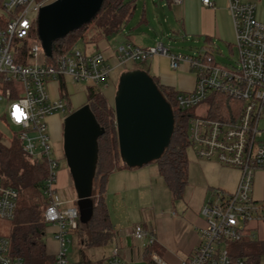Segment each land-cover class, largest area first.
I'll return each instance as SVG.
<instances>
[{
	"label": "built area",
	"instance_id": "built-area-1",
	"mask_svg": "<svg viewBox=\"0 0 264 264\" xmlns=\"http://www.w3.org/2000/svg\"><path fill=\"white\" fill-rule=\"evenodd\" d=\"M55 0H0L6 18H0V126L12 127L23 154L43 163L46 176L43 192L47 197L42 216L46 225L54 227L52 237L57 243L52 264H67L64 245L68 234L79 228L76 207H63L65 199L56 188L58 160L50 145L47 119L53 114L69 113L65 100L52 98L49 83H57L66 92V83L87 86L107 84L108 74L127 61H145L152 56L168 58L169 67L177 69L185 63L194 74V85L189 90H178L176 107L187 120V143L198 159L214 160L239 171L236 188L232 192L211 190L200 213L203 226L198 229L199 242L192 253L180 264H249L233 257L230 244L244 238L253 239V223L264 217V204L252 197L256 171H264V142L258 118L264 101V22L256 18V4L252 1L227 0V11L234 29L236 59L220 65L211 52L204 50L193 55H175L161 42L153 46L137 47L130 42L120 44L109 63L100 51L91 53L75 45L52 58L46 56L36 33L37 14L43 6ZM175 3L181 0H172ZM213 6L212 0H201ZM35 29V31H34ZM25 50L23 61H18L20 48ZM42 56L44 61H38ZM33 58L30 63L28 60ZM62 83L63 89L60 84ZM101 89V88H100ZM214 93L223 94L241 103L233 123L198 115L195 110ZM15 107L27 115L17 122ZM18 191L6 185L0 176V219L14 217ZM138 241L137 252L142 256L145 246L155 244L153 233L142 226L131 232ZM146 242V243H145ZM145 243V245H143ZM118 249L103 259L102 264H127L117 254ZM153 264H167L155 253ZM0 264H22V259L10 253L9 239L0 235Z\"/></svg>",
	"mask_w": 264,
	"mask_h": 264
},
{
	"label": "rangeland",
	"instance_id": "rangeland-1",
	"mask_svg": "<svg viewBox=\"0 0 264 264\" xmlns=\"http://www.w3.org/2000/svg\"><path fill=\"white\" fill-rule=\"evenodd\" d=\"M161 3L162 0H134L135 8L132 18L126 24L124 23L120 30L106 36L109 43L112 46H115L117 41L122 44L126 43L123 34L124 27L127 24L128 26L135 25L144 17L148 21V26L143 25L142 32L132 34V40L136 45L145 46L153 43L155 39H158L159 42L167 46L170 52L175 55H193L197 53L196 49H199V52H203L204 49L200 48L202 44L201 40L188 38L182 34H165L172 15L168 13L169 11L166 7H161ZM166 17H168V23L163 21ZM0 18H6V13L2 9H0ZM231 30L232 34L230 33V37L234 39L233 27ZM94 32L93 25L87 26L84 30L85 37L83 39L79 38L75 46L89 52L93 48L92 41H89V39ZM220 49V54L214 53L213 55L215 62L220 65H225L236 59L237 52L235 48L227 50V48L220 46ZM147 60L127 61L109 72L106 82L114 84V89L107 98L109 105L113 106V96L120 72L130 69L146 71ZM28 61L32 63L34 59L30 58ZM38 61L43 62V57L39 56ZM180 65H183V63ZM52 83H49L50 96L57 98L60 97V93L63 95V90L60 91L58 89L57 83H53L55 86ZM85 86L84 83H70L69 79H67L65 93L67 92L69 94V100H71L72 105L73 100L75 102V100L85 99ZM54 87L55 91L53 89ZM100 88L104 95L105 87L101 85ZM53 93L54 95H52ZM3 106L4 102L1 101L0 112ZM208 107L209 102L205 101L195 110V113L204 115ZM58 115L61 122L65 115ZM13 130L12 127L5 128L0 126V137L5 142H8V139L12 138ZM259 140L264 142V132L262 133V137H259ZM50 145L53 150V155L58 160L57 171L66 169L61 139L58 141L51 139ZM186 156L188 161L187 185L184 187L180 198L173 199V196L161 178L158 177L154 163H148L141 169H136L133 172L140 174V177L137 180L138 183L136 184L135 191L130 192L131 194L129 193V197L125 198L124 202L114 204V202L109 201L108 203L107 211L113 227L112 238L101 246H86L84 241H82L85 239L86 231L85 227L81 225L77 231L68 234L69 242H66L64 245L67 264H98L114 248L118 249V256L128 264H142L140 255H135L138 241L131 234L136 225L145 226L147 230L154 233L153 235L163 250V258L169 264H180V261L184 259V253L181 252V248L183 246L197 245L200 238L196 232V228L189 224L187 220H183L182 216L187 217L186 213L197 212L202 201H206L213 188H217L219 185L231 188L239 178L238 171L231 167L221 165L214 160L198 159L189 146L186 148ZM72 190L73 188L61 189L58 191V194H61L64 199H69L72 197ZM17 204H19V200ZM69 204L65 205V207L70 206ZM184 208H187V212L182 214ZM252 226L255 228L253 229V239L261 238L263 230L260 226V221L253 223ZM10 228V220L0 219V235L6 237ZM124 235L126 238H124L123 242L118 243V239ZM246 239L244 238L243 240ZM258 264H264V253L260 254Z\"/></svg>",
	"mask_w": 264,
	"mask_h": 264
},
{
	"label": "trees",
	"instance_id": "trees-1",
	"mask_svg": "<svg viewBox=\"0 0 264 264\" xmlns=\"http://www.w3.org/2000/svg\"><path fill=\"white\" fill-rule=\"evenodd\" d=\"M134 8V0H103L99 11L89 23L53 42L52 58L70 49L79 38L83 39L84 30L89 25H93L95 31L90 39L106 37L120 30L123 24L132 18ZM24 53L25 50L21 47L18 61H23ZM152 79L171 106L174 123L168 146L158 159L150 163L156 165L158 175L171 192L173 199H177L181 197L187 184V120L176 107L175 97L178 90L161 85L154 77ZM60 87L63 89L62 83ZM84 92L85 103L89 105L96 121L104 129L98 138V159L92 190L93 214L90 221L83 225L86 233L82 241L86 246L92 247L106 244L113 236L112 223L103 198L106 179L111 172L128 167L121 163L118 153L113 106L109 105L99 86L86 85ZM62 97L68 111H72L67 95L63 94ZM208 102L207 116L228 123L235 121L241 107L240 102L219 93H214ZM8 140L5 142L0 137V176L6 185L18 191L19 200L6 236L10 243V253L20 257L22 264H52L54 255H48L45 250L46 224L42 216L47 205V197L43 192L45 167L43 163L23 154L14 134ZM260 226L263 230L261 238L230 244L233 257L243 258L249 264H258L260 254L264 253V217L260 220ZM155 249L154 244L144 247L142 258L145 264H153L151 254ZM102 262L103 260L98 264Z\"/></svg>",
	"mask_w": 264,
	"mask_h": 264
},
{
	"label": "water",
	"instance_id": "water-1",
	"mask_svg": "<svg viewBox=\"0 0 264 264\" xmlns=\"http://www.w3.org/2000/svg\"><path fill=\"white\" fill-rule=\"evenodd\" d=\"M102 1L55 0L40 8L36 33L45 55L51 56L56 39L89 23ZM113 110L121 163L138 168L158 159L169 144L174 120L171 106L146 71L133 69L119 75ZM103 132L87 103L61 120L62 151L81 225H86L93 214V179L98 138Z\"/></svg>",
	"mask_w": 264,
	"mask_h": 264
},
{
	"label": "crops",
	"instance_id": "crops-1",
	"mask_svg": "<svg viewBox=\"0 0 264 264\" xmlns=\"http://www.w3.org/2000/svg\"><path fill=\"white\" fill-rule=\"evenodd\" d=\"M212 1H213V6L208 7V6H204L201 3V0H181V2L178 3H175L172 0H162L161 7H166L169 11L168 13L172 15V19L170 23H168L169 21L168 17H166V19H163L165 23L166 22L168 23L165 34L166 35H171L172 33L182 34L183 36H187L188 38L201 40L202 44L200 48H203L204 50L211 52L212 56L214 55V53L217 54L221 53L220 46L227 48V50H232L233 48H235L234 39L230 37V33L232 34L231 29L233 27V24L229 16V13L227 11V0H212ZM242 1L254 2L256 4V12H255L256 18L264 22V0H242ZM143 25L148 26V21L144 17H142L140 19V22L135 25L128 26L127 24L126 27H124L125 29L123 30L125 41L130 42L134 46L141 48L153 46L156 42H158V39H155L153 43L147 44L145 46L144 45L139 46L133 42L132 34L135 32H142ZM89 41H92L93 48L90 49L89 52H87L86 50L85 52L91 53L95 51H100L103 53V55L106 57L109 63L112 64L114 63V54L116 52L117 46L122 44L121 42L119 43V41H117L116 45L112 46L109 43L107 37H99V38L94 37L92 39H89ZM198 50L196 49L197 52ZM232 62L233 61L225 65H229ZM125 71L128 70H122L120 74ZM146 72L150 76L156 78L161 85L171 87L174 90H189L193 87L195 81L193 72H191L188 69L185 63H183V65H180L179 68L177 69H171L169 67L168 58L162 55H155L147 60ZM53 89L55 91V87ZM113 89H114L113 83L110 82L106 84L104 90L105 92L104 95L106 96V99L109 97V95H111ZM52 95H54V93ZM72 103L73 105L71 104V100H70L72 109H75L78 106L85 103V99L84 100L80 99L78 101L75 100V102L73 100ZM47 120H48L50 139H52L53 141L60 140L59 137L61 134V122L59 115L53 114L49 116ZM257 125L259 130L261 131V137H262V133L264 132V101L261 103L260 106V113H259ZM142 167L117 169L108 175L105 182L104 193H103V198L106 208H108L109 201L114 202V204L119 202H124L125 198L129 197V195L133 191H135L136 184L138 183L137 180H139L140 174H137V172H133V171H136V169H141ZM235 170L238 171L237 169ZM158 177L160 176L158 175ZM237 182L231 188L219 185L217 186V188H213V189H219L224 192H232L236 188ZM71 185L72 184H71L70 176L68 174V170L64 169L57 171V181H56L57 191L61 189L63 190L69 188L72 189L73 187ZM72 191H73L72 197L69 199H65L66 202L64 203L63 207H65V205H68L70 202L71 204H69L70 206L65 208L76 207L75 192L74 190ZM252 197L254 198L255 201L260 202L262 204L264 203V171L263 170H258L255 173L253 188H252ZM203 203L204 200L202 201V204L197 212H191L188 214L186 213L187 208H184L182 211L183 212L182 214L186 213L187 216V217H183L184 216L183 215L182 219L187 220L189 224L195 227L197 233H198V229L202 227L204 223L200 213V209ZM142 227L145 228V226ZM53 230H54L53 226L46 225L45 250L48 255H54L55 251L57 250V243L52 237ZM124 238H126L125 235L119 238L118 243L123 242ZM154 245H156V249L154 253L158 255L160 258H162L167 264H169L168 261L163 258V250L160 244L157 242V240ZM195 247L196 245H190L187 247L183 246L181 248V252L184 253V258L189 256ZM137 251L138 250L136 248L135 255H138ZM140 257H141V263L145 264L142 256Z\"/></svg>",
	"mask_w": 264,
	"mask_h": 264
},
{
	"label": "clouds",
	"instance_id": "clouds-1",
	"mask_svg": "<svg viewBox=\"0 0 264 264\" xmlns=\"http://www.w3.org/2000/svg\"><path fill=\"white\" fill-rule=\"evenodd\" d=\"M14 117L17 122H20L21 118L27 119L26 113H24L19 107H15Z\"/></svg>",
	"mask_w": 264,
	"mask_h": 264
}]
</instances>
